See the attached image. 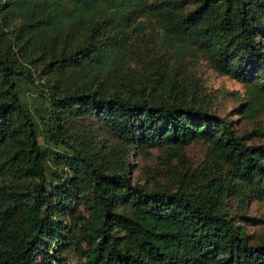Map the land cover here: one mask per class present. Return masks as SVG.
Here are the masks:
<instances>
[{
  "label": "trees",
  "instance_id": "1",
  "mask_svg": "<svg viewBox=\"0 0 264 264\" xmlns=\"http://www.w3.org/2000/svg\"><path fill=\"white\" fill-rule=\"evenodd\" d=\"M141 18L246 84L245 119L264 114V0H0V264H61L67 252L80 264H264V243L226 209L231 196L264 201V145H246L178 75L119 67ZM35 73L47 79L40 123L18 88ZM192 143L207 144L214 170L133 183L131 154ZM52 157L72 172L56 184ZM77 196L87 215L73 230L55 214Z\"/></svg>",
  "mask_w": 264,
  "mask_h": 264
},
{
  "label": "rangeland",
  "instance_id": "2",
  "mask_svg": "<svg viewBox=\"0 0 264 264\" xmlns=\"http://www.w3.org/2000/svg\"><path fill=\"white\" fill-rule=\"evenodd\" d=\"M127 36L128 50L126 59L118 56L117 63L120 68L128 65L137 67L139 73L148 74L153 71L167 73L170 76L178 75L190 84V89L196 104L201 105L210 115L223 119L231 123L230 130L234 135L243 138L246 145H264V114L258 113L251 119H245L242 114L243 104L248 101V86L230 76H222L213 71L203 54L198 53V49L191 48L194 54L189 53L188 48L180 51L174 47L166 46L163 43V35L160 26L152 20L141 18L130 24L125 30ZM264 46V36L260 38ZM35 83L30 84L25 80L18 83L19 93L23 102L30 108L34 118L40 123V117L45 118L47 112V99L45 76L38 77ZM181 79V80H182ZM89 123H84L85 127L80 128L92 132ZM89 127V128H88ZM90 130H88V129ZM39 136L40 144L48 149L50 145ZM99 140H102L100 135ZM55 157L47 162L49 168V180L51 183H58L57 176L62 180L72 174L66 167L57 163ZM129 173L133 183H139L153 187L156 183L161 185H175V182L182 175L192 173H207L214 170L215 160L208 153V146L204 143H192L181 151L178 155H172L167 148L146 149L144 152H134L128 159ZM264 163V161H263ZM52 172H56L55 176ZM220 174L225 176L224 166L220 169ZM76 201L67 205L63 210L55 214L64 224L71 225L74 230V223L79 215L86 216L87 212L79 202ZM226 209L229 215L234 218V224L241 226L248 236L249 242L254 245L264 243V201L257 200L252 195L243 204L231 196L226 201ZM237 216H241L237 218ZM244 219H243V218ZM52 255L54 250H58L57 244L52 245ZM51 260V264H55ZM61 264H80L73 252L64 254Z\"/></svg>",
  "mask_w": 264,
  "mask_h": 264
}]
</instances>
